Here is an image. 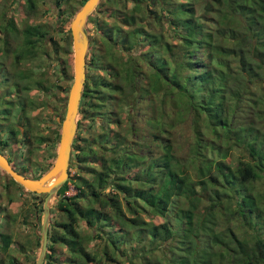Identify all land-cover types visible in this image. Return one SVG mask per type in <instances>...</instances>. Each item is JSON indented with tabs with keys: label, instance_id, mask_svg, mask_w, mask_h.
<instances>
[{
	"label": "trees",
	"instance_id": "trees-1",
	"mask_svg": "<svg viewBox=\"0 0 264 264\" xmlns=\"http://www.w3.org/2000/svg\"><path fill=\"white\" fill-rule=\"evenodd\" d=\"M26 3L33 13L36 1ZM87 21L96 36L70 161L76 173L58 189L65 220L49 232L45 264H264V0H101ZM20 31L3 10L0 58ZM47 33L34 38L28 27L17 63L35 57ZM34 75L16 91L57 94L48 73ZM1 237L7 251L10 234ZM2 263L21 264L10 254Z\"/></svg>",
	"mask_w": 264,
	"mask_h": 264
},
{
	"label": "rangeland",
	"instance_id": "rangeland-1",
	"mask_svg": "<svg viewBox=\"0 0 264 264\" xmlns=\"http://www.w3.org/2000/svg\"><path fill=\"white\" fill-rule=\"evenodd\" d=\"M35 1V11L30 13L26 0H0V13L5 10L8 17H14L18 28L21 30L18 36L12 35V38L9 37V40L12 41L10 43L12 51L5 52L0 58L1 62H4L3 67L5 68V76H2L3 73L0 71V141H3L1 148L3 153L12 160V165L20 169L19 172L21 173H23V167H25V174H29L30 177L44 170L53 161L54 153L57 155L59 142L56 146H53L52 142L57 132L61 133L62 121L67 110L68 96L74 80V50H72L73 41L70 25L71 20L74 19L76 13L84 4L83 0H69L67 4L60 8L57 6L56 0ZM175 2L178 4L186 2V0H175ZM67 5L68 10L65 9ZM64 9L66 13L62 12ZM103 17L111 20V17L107 16V12L103 14ZM204 24L210 28L213 26L211 22ZM28 27L31 29L32 34L33 32L39 33L42 27L48 33L46 38L43 39L44 42L42 40L39 42H42L43 45L38 49L35 57L28 54L30 59L17 63L16 53L13 50L25 41L24 31ZM87 29L92 42V39L96 36L95 22L89 23ZM69 32L71 38L67 42L66 35H69ZM33 35L36 38V34ZM104 38V36L102 38L98 35L102 48H105L103 43H109ZM178 40L179 37L175 35L174 41L178 42ZM1 42L0 39V44ZM56 44L59 47L57 48L59 49L58 53L52 50ZM93 45L97 47L96 44ZM32 71L35 73L34 77L38 78L43 73H48L52 81L58 84L57 94L47 95V93L37 88L24 89L18 93L16 91V81H21V85L26 84L22 76L32 75ZM99 73L106 75L107 72L99 71ZM3 98L5 102L1 103ZM32 100L35 103H27V101ZM88 123L85 124V129L88 128ZM101 124V120H98L94 127L100 129ZM40 134L43 136L42 139ZM238 154V151H234L235 156ZM232 156L233 153L231 158ZM231 162L233 166L237 165V162ZM70 173L69 180L74 176L76 170L70 167ZM85 173L83 171L81 174L85 175ZM69 186L66 189V195L76 194L77 189L75 186L71 183ZM254 188L258 187L254 186ZM39 195L44 196L43 194ZM44 198L37 197L33 192L14 184L10 175L2 169L0 170V264H3L2 260L5 262L9 260V254L21 264H36L41 248L42 199ZM58 200L59 196L56 194L52 201L49 232L55 231V228H57L56 222L65 220V216L58 213L56 209ZM38 207L42 208V211ZM37 209L40 216L34 213ZM5 233L10 234L11 242L7 251L3 248L2 244L4 242L1 237ZM238 234L240 237L244 236V232H238ZM59 248L62 249V247Z\"/></svg>",
	"mask_w": 264,
	"mask_h": 264
},
{
	"label": "water",
	"instance_id": "water-1",
	"mask_svg": "<svg viewBox=\"0 0 264 264\" xmlns=\"http://www.w3.org/2000/svg\"><path fill=\"white\" fill-rule=\"evenodd\" d=\"M101 0H86L81 9L71 20L74 50V80L70 88L67 110L62 121L59 147L52 167L39 178L26 176L19 172L9 158L0 151V168L16 182L33 193L46 194L43 203V221L41 228V248L36 264H44L48 252L49 230L51 222L52 201L58 189L70 178L71 155L73 143L78 131V116L87 81L88 52L90 48V33L87 29L89 16L97 9Z\"/></svg>",
	"mask_w": 264,
	"mask_h": 264
},
{
	"label": "flooded vegetation",
	"instance_id": "flooded-vegetation-1",
	"mask_svg": "<svg viewBox=\"0 0 264 264\" xmlns=\"http://www.w3.org/2000/svg\"><path fill=\"white\" fill-rule=\"evenodd\" d=\"M71 166V165H70ZM71 174V173H70Z\"/></svg>",
	"mask_w": 264,
	"mask_h": 264
}]
</instances>
